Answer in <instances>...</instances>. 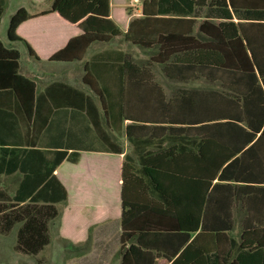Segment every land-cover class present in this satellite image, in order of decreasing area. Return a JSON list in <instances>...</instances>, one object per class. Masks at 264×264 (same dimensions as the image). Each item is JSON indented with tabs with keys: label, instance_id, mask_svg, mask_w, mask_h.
<instances>
[{
	"label": "trees",
	"instance_id": "16d2710c",
	"mask_svg": "<svg viewBox=\"0 0 264 264\" xmlns=\"http://www.w3.org/2000/svg\"><path fill=\"white\" fill-rule=\"evenodd\" d=\"M138 1L142 17L125 33L110 18V0H54L51 8L78 24L82 34L50 61L80 60L92 43L123 36L147 55L160 56L163 62L183 55L202 71L164 74L170 81L188 85L203 79L209 86L168 94L155 74H108V82L104 74H93L100 85L106 126L125 133L132 146L122 173V264L147 261L143 245H125L133 239L141 243L140 233L149 229L131 228L142 217L137 204L127 198V186L133 188L136 180L160 203L153 208L158 216L154 231L177 235L176 249L161 252L171 264L264 263V206H244L242 240L233 238V211L227 200L234 190L236 197L246 191L226 184L248 183L236 170H244L249 161L257 169L264 163V158L250 157L264 146V0ZM6 8L7 0H0V22ZM31 17L24 8L11 17L10 42L20 41L18 28ZM115 53L125 56L120 51L108 56ZM104 58L105 53L94 55L92 67ZM60 88L76 100L91 102L81 90L57 81L38 94L36 82L20 74V53L0 41V175H22L13 194L0 187V235L17 228L14 251L22 255L36 257L51 243L57 205L68 199L55 175L58 167L64 161L78 163L81 151L122 152L103 126L89 146L43 141L41 132L55 124L50 121L53 94ZM50 104L53 108L45 115ZM10 118L17 134H30L27 141L5 140L13 132ZM88 121L95 125L91 117ZM255 181L263 184L264 177L258 175ZM254 192L256 198L264 197V188ZM251 220L255 224L249 229Z\"/></svg>",
	"mask_w": 264,
	"mask_h": 264
},
{
	"label": "crops",
	"instance_id": "0c3cea01",
	"mask_svg": "<svg viewBox=\"0 0 264 264\" xmlns=\"http://www.w3.org/2000/svg\"><path fill=\"white\" fill-rule=\"evenodd\" d=\"M12 1L14 3L12 16L21 8L26 9L32 16L31 19L18 28L17 35L22 40L10 42L7 37L8 27L6 29L7 42L4 43L0 40L7 48L15 49L20 53V74L36 82L38 94L42 93L51 83L57 81L73 86L91 98V102L85 103L83 98L80 97L76 100V96L68 94L69 92L62 88L55 92L53 94L55 109L54 113L51 114L52 116L50 115V121L52 119L55 124L51 126L50 130L41 132L43 141L47 143L55 141L59 145L70 142L75 145L89 146L97 141V128L103 126L111 139L122 147L121 153L81 151V158L78 163L64 161L58 167L55 175L67 189L68 199L66 202L57 205L59 215L50 224L51 243L36 257L24 256L35 259L37 264L46 263L43 254L54 242L51 225L58 220L56 235L57 264H122V245L120 241L123 231L122 215L124 211L122 173L125 158L132 152V146L125 133L111 131L106 126L103 117V103L100 97V85L93 74H104L107 82L108 74H155L166 87L167 93L170 94L178 89L193 88L191 87L193 84L201 85L204 81L200 79L185 85L170 81L164 74H202V71L198 70L195 65L190 64L187 57L183 55L170 57L168 62H163V58L160 56L147 55L139 47L125 40L123 36L113 37L105 42L92 43L80 60L50 61L72 39L82 34L78 24L70 23L58 13L51 12L54 0H7L8 3ZM115 1L118 0H110V18L125 33L132 21L142 17L141 2L127 0L126 5L128 1L139 5L136 13H129L127 11L128 6L116 7L114 5ZM118 2L124 3L125 0ZM115 15L118 19H115ZM117 20H124V27H121ZM19 46L23 48V51ZM29 47L32 49L30 50ZM112 51H120L125 56L118 53L108 56V52ZM100 53H105L104 61L92 67V57ZM23 55H27L29 60L25 61V65L22 63ZM39 55H42L44 61L36 59ZM169 83L180 85V87L169 90L171 86ZM136 93L141 92L136 90ZM50 107L51 104L45 106V115L51 112L50 110L53 107L51 109ZM72 117L73 120L70 122ZM90 117L95 125L92 121H88ZM48 118L44 116V119L47 120ZM10 119H12V122L9 126L13 128V132L9 131V137L5 140L27 141L30 134L27 135L26 131L23 134L21 132L17 134L14 118ZM1 121H3V118H1ZM128 123L126 122L125 126ZM49 126V123H47L46 128ZM259 149L261 150L254 152L255 154L250 157L263 159L264 146ZM259 167L260 169H257V166L249 161L244 170L238 168L239 170L235 172L237 175L246 176L248 183L243 181H228L226 183L232 186L233 190L246 191L245 194L236 197L234 190L233 195L227 200V204L232 207L233 211V228L230 235L239 241L242 240L245 231L244 220L247 213L244 206H264V197L256 198L254 195L255 188H264V183L258 185L255 181L258 175L264 177V163ZM0 177L3 179L18 178L17 186L12 192L5 185L0 184V187L13 194L22 175L16 173L12 176L0 175ZM132 187L127 186V198L129 197L132 203L137 204L142 217L136 218L131 228L149 229L140 233L141 243L137 239H133L125 244L126 247L143 245L140 247L144 255L146 254L147 261L142 264H150V255L154 256L155 262L153 264H171L170 261L162 257L161 252L166 250L167 253H172L176 249L178 243L176 233L154 231L153 227L158 222V216L154 214L153 208H158L160 203L147 191L144 184L141 182L139 184L138 180ZM249 219H251L250 214ZM254 224L252 220L249 221L248 228L251 229ZM168 227L170 228L171 225ZM15 230L17 228L13 232ZM250 233L251 231H248L249 237H251Z\"/></svg>",
	"mask_w": 264,
	"mask_h": 264
},
{
	"label": "rangeland",
	"instance_id": "374dc122",
	"mask_svg": "<svg viewBox=\"0 0 264 264\" xmlns=\"http://www.w3.org/2000/svg\"><path fill=\"white\" fill-rule=\"evenodd\" d=\"M118 1H124V0H118ZM115 1L114 5L116 7H127V11L129 13H136L138 11L137 7L139 6L137 3H131L130 1H128V4L126 5L127 0H125L124 3ZM13 9H14V3L13 1L11 3L7 2V8H6V12L2 17V22L0 25V40L3 41L4 43L7 42L6 39V29L9 25V21H10V17H12V13H13ZM115 19H118V17L115 15ZM118 23L120 24L121 27H124L125 22L117 20ZM22 35V34H20ZM23 36V35H22ZM20 40H22V38L19 37ZM20 48H22L21 46H19ZM29 49L31 50L32 48L29 47ZM19 50V49H18ZM21 51H23V48L21 49ZM24 54V53H22ZM22 63L23 65H25V61H29L27 58V55H23L22 56ZM38 61H44V59L42 58V55H39L36 58ZM170 87L169 90L171 88H178L180 87V85H176V84H171L169 83ZM191 87L193 88H208L209 86H207V84L205 82H203L201 85L199 84H193L191 85ZM18 183V178L17 177H11V178H7V179H3L0 177V184L5 185V187L9 190V191H13ZM52 228V232H53V236H54V242L53 245L43 254V257L45 259V264H57L58 263V255H57V232H58V220L54 221L51 225ZM16 231L15 230L12 234H10L9 236H2L0 235V264H37L35 259L31 258V257H26L24 255L18 254L14 251L13 246L16 240Z\"/></svg>",
	"mask_w": 264,
	"mask_h": 264
}]
</instances>
